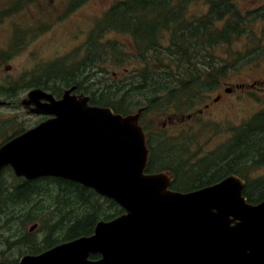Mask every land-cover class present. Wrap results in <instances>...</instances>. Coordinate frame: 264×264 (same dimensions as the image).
<instances>
[{"label": "water", "instance_id": "95a60500", "mask_svg": "<svg viewBox=\"0 0 264 264\" xmlns=\"http://www.w3.org/2000/svg\"><path fill=\"white\" fill-rule=\"evenodd\" d=\"M75 89L72 85L60 99L49 98L35 112L52 117L0 147V170L10 166L27 180L57 177L79 183L124 212L97 221L90 235L23 254L18 264H212L197 249L210 247L205 239L219 232L233 239H264V197L248 202L243 179L230 174L191 191L170 189L168 170L145 172L150 150L139 123L142 108L116 113L89 104L90 97L73 94ZM41 93L32 90L29 101L48 98ZM165 247L179 248L178 259L165 256ZM252 256L246 264H264V252Z\"/></svg>", "mask_w": 264, "mask_h": 264}, {"label": "rangeland", "instance_id": "374dc122", "mask_svg": "<svg viewBox=\"0 0 264 264\" xmlns=\"http://www.w3.org/2000/svg\"><path fill=\"white\" fill-rule=\"evenodd\" d=\"M34 1L36 4L32 0H0V6L6 2L8 9L10 6L6 13L8 16L28 14L27 20L21 16L14 18L17 26H28L32 31L35 22L39 26L38 32L40 33V44L34 49V53L19 54L13 61L5 62L11 64L12 72L0 69V84L2 81L19 90L20 85L35 78L40 83L43 81L48 83L54 79L57 87V82L62 86L72 82L75 78L82 82L81 86L85 87L80 91L90 95V90L96 86L95 80L99 79L98 84L103 90L106 86L111 87L112 90L117 86L120 89L118 93H126L127 81L131 72L140 70L144 72L146 61L150 65L155 61L157 65V68H151L149 76L159 70L160 64L154 51L144 48V58H142L138 56L139 51L134 47V38L129 32L108 30L98 36L99 42L101 41V44L104 45L98 52L101 53L99 57L101 62L90 68V71L93 72L91 77L85 74V71L74 72L71 75L64 72V69L69 68L70 65L77 64L78 66L87 55L90 46L89 38L96 28V23L101 21L104 13L117 0H79L73 5H70L72 0ZM208 1H187L184 5V12L180 14L179 18H184L186 24L192 20L189 18L199 21V18L208 13ZM233 1L240 17L226 16L220 21L212 24L207 22L204 25H212L220 31L218 28L223 26L224 21L230 20L233 23V35L235 34L233 28L236 29L238 24L239 29L243 31L241 35L239 34L235 38L230 35L226 38L228 40L222 39L219 44L216 43L218 39H211L209 33L203 35V43H201V38L192 40L190 46L183 42L180 49L183 52L185 47H189L187 58L180 54L176 57L169 55L168 49L171 47V42L168 33L164 32V40L161 41L164 46L162 51L164 52V65L168 66L167 71L173 76L184 77L188 80L189 78H199L200 81L192 83L203 85V90L198 92L188 108L181 111L168 109L163 114L153 111L143 118L144 124L154 127V130H151L154 132L152 142L157 150L156 156L159 164H169L168 166L176 169V167H180L178 162L168 157L172 154L182 157L179 161H184L185 164L179 168V176L184 183L187 179L185 172L190 168H194L192 172H195L198 165L219 161L212 159L210 153L220 146L231 144L234 134L254 117H258L259 114L264 116V0ZM261 10L263 12L259 14ZM6 11L4 10L3 14ZM17 32L20 30L18 29ZM95 36L94 32L93 39ZM0 40L4 41V36ZM178 56H181L185 61L179 60ZM57 59H59L58 63ZM209 65L212 66L210 70L208 69ZM58 69H62V71L57 73ZM209 73L211 76H208ZM84 75H86V79ZM214 79L216 80L212 81ZM228 87L233 88V91L225 93L224 88ZM111 88L107 92L111 91ZM218 94L222 95L218 99L219 102L212 104L213 106L209 109H204L201 115H197L191 120L186 119L182 123L179 121V118L186 116L187 113L196 111L197 108H203L204 103L211 102ZM122 96L125 95L122 94ZM125 97L134 103L143 100L137 91L131 92V97L127 94ZM4 110L6 112L2 115L6 116L7 125L12 126L10 128L20 126L19 123L28 124L30 122V119L25 118L14 108ZM169 120H175V123L169 124ZM163 123H166L164 128ZM230 133H233L232 139H229ZM262 137L261 139L264 141V132ZM170 146L174 149L172 153L168 152L166 148ZM258 155L261 154L254 152L247 157L238 155L237 161L241 164H249L250 159H257ZM263 176L264 164L249 171L250 192H258V179ZM2 179V183L7 186L10 182L17 181L10 171H7ZM65 198L72 199L71 197ZM58 200V206L55 207L52 205L51 199L36 198L32 201L33 212L30 213L33 215L31 218L35 217L34 220H26L24 223L13 221V224L18 227L21 233L27 231L29 234L33 233L34 236L40 237L44 229L33 228L32 225L34 223L37 226L41 224L39 217L45 218L44 226L52 224L56 218L72 220L77 215L81 204L65 200L62 203L63 199ZM102 210L111 212L112 207L103 203ZM8 224L6 219L0 221V253L2 252L9 258H15L18 254L17 249L12 244H8L11 239L7 241L9 233L6 232V227Z\"/></svg>", "mask_w": 264, "mask_h": 264}, {"label": "trees", "instance_id": "16d2710c", "mask_svg": "<svg viewBox=\"0 0 264 264\" xmlns=\"http://www.w3.org/2000/svg\"><path fill=\"white\" fill-rule=\"evenodd\" d=\"M76 1L78 2L79 0H72L70 5H73ZM187 1L189 0L115 1L104 13L100 19L101 21L98 24L96 23V28L93 30L96 36L93 39V33H91L87 55L80 61L78 66L77 64L75 66L70 65L69 68L64 69V72L71 75L74 72L81 73L85 71V74L91 77L93 72L90 71V68L101 62V58H99L101 53L98 52L104 45L101 44V41L99 42L98 36L108 30L129 32L134 38V47L139 51L138 56L144 58V48L155 52V57H157L160 64L159 70L149 76L151 68L155 69L157 65L155 61L152 65L146 61L144 72H141V70L131 72L127 81L126 93H118L120 89L117 86L113 87V90L111 87L106 86L105 90H103L98 84L100 80L96 79V86L93 90H90V103L97 106L111 107L114 112L121 114H127L136 108L144 107L141 112L140 123L144 130L148 132L149 140L147 144L149 149H151L150 160L146 170L169 169L174 175V181L171 185L172 189L187 191L217 182L229 174H236L246 181L243 194L246 196L247 201L257 203L264 197V176L258 179V192L252 193L249 191L250 179H248V173L251 169L264 164V141L261 139L264 132V116L262 114L254 117L247 125L241 127L234 134L231 144L220 146V148L210 153L212 159L219 161H213L212 164L198 165L195 172H192L194 168H190L189 171L185 172L186 183L182 182L179 176V168L185 164L184 161H179L182 157L175 156V154L168 157L178 162L180 167H176V169L168 166L169 164H159L156 156L157 150L152 143L154 132L151 130H154V127H151V125L147 126L143 122V118L150 115L149 113L153 111L163 114L168 109L181 111L188 108V105L193 103L198 92L203 90V85L192 83L194 80L195 82L198 81L199 78H189L188 80L184 77L173 76L167 71L168 66L164 65V52L162 51L164 46L161 44V41L164 40V32L169 34L171 42V47L168 49L169 55L176 57L180 54L182 56L185 55V58H187L189 47H185L182 52L180 48L183 42L184 44L188 43V46H190L192 40L201 38V43H203V35L209 33L210 38L213 40L215 38L218 39L216 43L219 44L222 39H226L230 35L235 38L243 32L239 29L238 24L236 29L233 28L235 32L233 35V23L230 20L224 21L223 26L218 28L220 31L212 25H204L207 22L212 24L220 21L226 16L238 17L239 14L235 9L233 0H209L208 13L198 19L199 25L194 30H192L191 26L189 27V23H185L186 21L183 22L185 26L178 24L182 20L179 17L184 12V5ZM175 48L177 49L175 50ZM59 59H57V63ZM178 59L184 60L181 56H178ZM187 63L190 65L189 62ZM211 68L212 66L209 65L208 69L210 70ZM61 71L62 69L56 70L57 73ZM208 76H211L210 73ZM84 77L85 79L87 78L86 75ZM81 83L75 78H73L72 82L65 83L62 86L57 82V89L75 84L81 90L85 88L81 86ZM120 83L122 84V81ZM109 88H111V91L107 92ZM133 91H137L143 100H139L136 103L129 101L125 96L127 94L131 97V92ZM122 94L125 96H122ZM170 105H172L171 108ZM166 148L170 153L174 150L171 146ZM254 152L261 155H258L257 159H250L249 164H241V162L237 161L238 155L247 157ZM214 168L216 169L214 170ZM65 197H71L72 199H66ZM36 198L51 199L52 205L55 207L58 206V199H63L62 203L65 200L77 202L81 205L77 215L72 220L69 218L66 220L56 218L52 224L44 226L45 218L43 216L39 217L41 226L38 224L36 228H43L44 232L40 237H36L33 233H27V231L21 233L18 227L13 224V221L24 223L26 220H34L35 217L31 218L33 215L30 213L33 212V208H31L32 201ZM103 203L109 204L112 207V211L102 210ZM122 212L123 210L111 199L102 197L95 193L94 190L70 180L44 177L33 181L21 180L20 183L18 180L13 183L10 182L7 192L0 195V221L6 219L9 223L6 227V232L9 233L7 241L11 239L8 244H12L17 249L18 254L15 258H9L1 252L0 264H18V257L22 254L40 253L57 243L90 235L98 220H109ZM97 257L98 255H91V258Z\"/></svg>", "mask_w": 264, "mask_h": 264}, {"label": "flooded vegetation", "instance_id": "af4514ba", "mask_svg": "<svg viewBox=\"0 0 264 264\" xmlns=\"http://www.w3.org/2000/svg\"><path fill=\"white\" fill-rule=\"evenodd\" d=\"M35 4L36 2L32 0ZM32 2V4H33ZM3 6V7H2ZM10 9V6H9ZM8 3L3 4L0 6V38L4 36L5 40H0V69H5V71L11 73V64L5 63L6 61H13L19 54H28L34 53V49L38 47L40 44V33L38 32L39 26L37 23L32 21L33 29L32 31L29 30L28 26H17L14 22V18L21 16L23 19L27 20L28 14L25 15H12L8 16L6 13L9 11ZM4 10H7L4 14ZM263 12V10L259 11V14ZM8 16V17H7ZM189 27L191 26L192 30L199 25L194 18H189ZM30 21V19H28ZM183 26L184 18L179 21ZM20 32H17V30ZM5 56V57H4ZM195 81V80H194ZM55 80L51 79L48 83L43 81V83L38 82L35 78L32 81H26L24 84L20 85V89H14L12 85L4 83L1 81L0 84V147L5 144L11 138L25 132L26 130L35 127L36 125L40 124L41 122L46 121L47 119L51 118L52 115L48 114H39L36 113L35 110L46 102H49V98H54L55 100L60 99L64 90L63 88L57 89ZM66 89V88H65ZM32 90H41L44 93L42 95L48 97H41L39 99L34 100L33 102L29 101L28 94ZM233 91V88H224L225 93H230ZM82 93L80 89H76L73 94H80ZM83 94V93H82ZM39 95V94H38ZM222 95L218 94L216 97L213 98L211 102L204 103L203 108H197L196 111H192L187 113L186 116H182L179 118V121L182 123L186 121V119L191 120L192 118L196 117L197 115H201L204 109H209L212 107V104H215L218 99ZM8 108H14L19 113H21L25 118L30 119L28 124L19 123L20 126H15L14 128H10L12 126L7 125L6 110ZM175 120H169V124H174ZM163 128L166 126V123L162 124ZM147 141L149 140L148 132L145 130ZM233 133H230L229 139L232 137ZM153 138V137H152ZM232 139V138H231ZM153 143V142H152ZM148 145V144H147ZM149 148V146H148ZM151 155V149H150ZM10 167H4L0 170V195L7 192V185L2 183L3 176L7 171H10ZM147 169V168H146ZM147 173H152L156 171H147ZM18 182L25 181L24 178L16 177ZM6 188V191H5ZM189 191V190H188ZM232 216H229V219L232 220ZM233 223L231 222L230 225ZM264 235V233H263ZM210 244V247H202L197 249V253L199 256L204 255L208 257L212 264H246L244 260L251 257L254 251H257V256L263 255L264 250V239L259 238H240V239H233L229 238L227 231L219 232V237L205 239ZM204 242V241H202ZM205 243V242H204ZM244 245L245 247H242ZM260 252V253H259ZM164 255L169 258L178 259L180 255L179 248H169L165 247ZM208 255V256H207ZM251 264H254L251 262Z\"/></svg>", "mask_w": 264, "mask_h": 264}]
</instances>
